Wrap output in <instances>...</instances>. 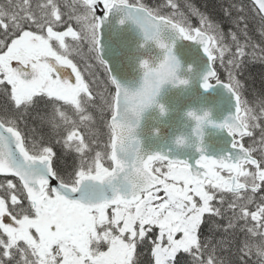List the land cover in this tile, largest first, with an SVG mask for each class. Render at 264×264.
<instances>
[{"label": "snow or ice", "instance_id": "obj_1", "mask_svg": "<svg viewBox=\"0 0 264 264\" xmlns=\"http://www.w3.org/2000/svg\"><path fill=\"white\" fill-rule=\"evenodd\" d=\"M251 3L264 37V0ZM167 6L173 11L162 13L164 5L151 8L140 0H37L35 5L9 0L0 7V98L5 101L0 264H233L216 255L218 249L229 250L230 230L246 236L239 252L254 254L257 264H264V129L247 147L241 142L260 127L264 97L257 100V114L242 98L244 84L233 74L242 67L237 57L243 58L246 48L253 49L252 60L257 58L246 9L236 3L224 9L237 31L228 34L236 52L227 61L228 83H223L211 66L217 58L223 66L230 51L222 26L190 3L187 14L175 0H167ZM114 12L122 14L121 24L131 21L140 29L145 45L163 52L159 67L141 63L143 82L136 91L119 84L101 56V29ZM189 15L199 19V27L192 26ZM174 39L202 48L208 67L201 87L222 85L233 99V114L214 125L232 138L229 155L209 158L197 148L201 155L190 164L141 149L136 134L141 112L165 82L157 78L173 75V65L180 66ZM76 60L84 62L93 79L96 65L105 70L112 92L98 94L100 105ZM170 82L189 83L174 75ZM89 109L99 113L106 142L99 141L96 116ZM187 115L196 122L194 135L202 139L209 113ZM35 121L39 128L30 127ZM185 143L183 137L176 140L178 146ZM93 146H98L94 154ZM249 220L254 226H248ZM215 232L224 236L213 244L208 234ZM145 249L150 256L141 259Z\"/></svg>", "mask_w": 264, "mask_h": 264}, {"label": "water", "instance_id": "obj_2", "mask_svg": "<svg viewBox=\"0 0 264 264\" xmlns=\"http://www.w3.org/2000/svg\"><path fill=\"white\" fill-rule=\"evenodd\" d=\"M122 18L121 13L114 12L104 23L101 29V56L109 66L112 77L129 91H136L143 82L141 63L147 60L155 67L162 59L163 52L154 44L145 45L140 29L131 21L121 24ZM172 43L173 54L181 66L178 77L187 79L189 83L162 86L156 105L163 106V115L156 105L144 112L136 132L142 151L145 154L159 153L190 164H194L201 155L197 148L209 158L229 155L233 152L232 138L226 130L214 125L223 123L233 114L234 104L230 93L222 85H215L207 91L201 87L208 65L198 44L182 39H174ZM211 66L216 71L213 64ZM188 112L197 115L209 113L211 123L203 127L202 139L194 135L196 122L188 117ZM178 137L185 139L184 146L176 144Z\"/></svg>", "mask_w": 264, "mask_h": 264}, {"label": "trees", "instance_id": "obj_3", "mask_svg": "<svg viewBox=\"0 0 264 264\" xmlns=\"http://www.w3.org/2000/svg\"><path fill=\"white\" fill-rule=\"evenodd\" d=\"M130 2L135 3L136 0H130ZM175 2L178 4L179 9L185 12L186 14L189 12L188 8L186 7V4L190 3L196 8H198L200 12L206 14L212 22L220 24L225 33L224 40L227 41L228 44L232 45V57L236 52V47L235 44L231 41L228 34L230 31L237 30L232 25L231 18L225 15L224 9L232 3L243 4L246 9V14L248 15V19L250 21L249 37L251 38V43L257 45L260 49L264 48V37H261L259 32L257 31L259 20L258 17H256L255 19L253 18V13L250 11L252 9V3L249 0H175ZM140 3H143L151 8H158L161 5H164V7L160 8L162 13H169L173 11V9L167 6V0H140ZM232 16H236V13L234 11L232 13ZM189 20L193 27H199L200 24L199 19L197 17L189 15ZM242 26L243 25H241V27ZM237 35L239 36L240 42L244 43L245 37L239 35L238 32ZM260 49L256 48L257 58L255 60H252V58L248 54H250L253 49L251 47L246 48V55L243 58L237 57V59L243 60V65L241 68L235 70L237 78L244 84L243 89L245 91V96L247 97L246 100L255 106L257 105L258 98L264 97V59H260L264 52H261ZM217 70L220 74V78L223 79L219 68H217ZM40 111L43 113L46 110L41 108ZM100 120L101 119H98L96 126L99 128V131H102V123L100 122ZM30 127L39 128V122H30ZM249 144L252 143H248V145ZM248 226H254V222L249 220ZM208 235L212 243L215 244L219 239L224 236V233L215 232L209 233ZM245 238L246 236L244 233H241L236 230V232L233 234L230 230L231 243L229 246V250L221 251L218 249L216 253L217 257H223L226 260H231L233 261V264H257V258L254 254L251 256H243L242 253L239 252L238 246L240 242H242ZM148 256H150V253L147 249H145L141 253V259H144ZM180 256L184 259H188V257H186L183 253H181ZM205 259H207V256H205Z\"/></svg>", "mask_w": 264, "mask_h": 264}, {"label": "flooded vegetation", "instance_id": "obj_4", "mask_svg": "<svg viewBox=\"0 0 264 264\" xmlns=\"http://www.w3.org/2000/svg\"><path fill=\"white\" fill-rule=\"evenodd\" d=\"M16 2H19V0H13V3H16ZM33 2V5H35V3L37 2V0H32ZM62 2V0H61ZM0 3H1V0H0ZM9 2H7L5 5H1L0 4V7H5L8 5ZM63 10V9H62ZM67 42L71 43V40L70 38L67 40ZM85 51H86V45H85ZM74 62H77L78 63V66L80 67L81 71L83 72L84 76H85V79L90 83V86L93 90V94L94 95H97V105H100V100H99V93H103L106 97L112 92V86L108 84L107 82V76L105 74V70L103 68H101L100 66L96 65L95 66V69L92 71L95 72V78L93 79L91 76H89L88 74V70L85 68V65H84V62L83 61H79V60H76ZM90 63H93L95 64L94 61H90ZM104 79V80H102ZM241 93H242V98L246 101L247 97L245 96V91L244 89H241ZM249 105H252L251 103ZM5 107V101L0 98V115H3L4 114V109ZM43 108V107H41ZM40 108V109H41ZM44 110H46L45 108H43ZM47 111V110H46ZM66 111L68 112L69 115H73V109H71V107H68L66 109ZM89 111L94 115L96 116V123L98 121L99 118V113L96 111V109H89ZM255 112L257 114H259L260 112V109L259 107H257L256 105V109H255ZM110 117V113L108 112H105L104 114V118L105 119H108ZM100 122L102 123V131H100V136H99V141L101 142H106L107 141V130L106 128L104 127V124H103V121L100 120ZM257 123L260 125V127L257 128V140H259L260 136H261V129H264V118L260 119L259 121H257ZM86 141H88V137L86 136L85 137ZM245 141H246V137L243 138V140L241 141L243 144H245ZM58 152L60 151V148L57 147L56 149ZM95 150H98V146H93V153L94 154V151ZM255 155V153H254ZM257 156H258V153H257ZM2 179V178H0ZM264 194V193H262ZM6 221H7V218H6Z\"/></svg>", "mask_w": 264, "mask_h": 264}, {"label": "clouds", "instance_id": "obj_5", "mask_svg": "<svg viewBox=\"0 0 264 264\" xmlns=\"http://www.w3.org/2000/svg\"><path fill=\"white\" fill-rule=\"evenodd\" d=\"M179 65H180V63H179ZM157 67H159V65H157ZM180 67H181V66H179V68H175V66L173 65V75H174V76L178 77V72H179V70H180ZM173 75H169V76H167V77H158V78H157V79H163L165 82H163V83H159V84L157 85L156 90H155V92H154V94H153V96H152L150 102L147 104L146 107H144V109H143L142 112H141L140 120H141L142 115L144 114V112H145L147 109H149V108L153 107L154 105H156V98H157V96L159 95L162 86H164L165 84H171L170 81L173 79ZM156 106H158V107L160 108V112H161V106H159V105H156ZM163 109H164V108H163ZM164 113H165V109H164L163 113L161 112V114L163 115Z\"/></svg>", "mask_w": 264, "mask_h": 264}, {"label": "rangeland", "instance_id": "obj_6", "mask_svg": "<svg viewBox=\"0 0 264 264\" xmlns=\"http://www.w3.org/2000/svg\"><path fill=\"white\" fill-rule=\"evenodd\" d=\"M7 2H9V0H1V3L0 4L1 5H5ZM71 2H72V0H69V3H71ZM73 27L74 28H77V26L74 24V22H73ZM77 30H78V28H77ZM224 44L230 46V51L227 52L225 54L224 58H223L224 59V65L223 66L221 65L220 59L218 58V60L216 62V66L219 67L220 72H221V75L223 76V79L228 81V69H229L230 66L227 63V60H228V58H231L232 57L231 55H232L233 51H232V48H231L232 45L228 44L227 41L224 40ZM257 49H260V48L257 47ZM214 54H216L217 57L219 56L218 53H214ZM262 57H264V53L262 54ZM235 70H233V74L236 76Z\"/></svg>", "mask_w": 264, "mask_h": 264}, {"label": "bare ground", "instance_id": "obj_7", "mask_svg": "<svg viewBox=\"0 0 264 264\" xmlns=\"http://www.w3.org/2000/svg\"><path fill=\"white\" fill-rule=\"evenodd\" d=\"M94 110V109H93Z\"/></svg>", "mask_w": 264, "mask_h": 264}]
</instances>
